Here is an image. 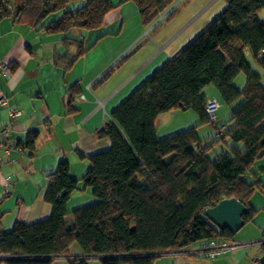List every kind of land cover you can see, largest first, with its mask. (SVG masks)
<instances>
[{"label": "trees", "instance_id": "obj_1", "mask_svg": "<svg viewBox=\"0 0 264 264\" xmlns=\"http://www.w3.org/2000/svg\"><path fill=\"white\" fill-rule=\"evenodd\" d=\"M74 1L80 3L79 8L67 10ZM177 1L0 0V20L28 19L46 34L62 36L66 52L57 59L63 71H69L85 53L84 33L102 28L113 10L130 4L143 26L156 29L173 18L176 6H172ZM262 10L264 0H228L201 33L124 98L97 133L109 147L87 158L81 179L71 177L65 159L46 175L43 201L50 206L49 215L32 224L16 222L11 231L0 235V264H53L57 260L153 264L173 250L240 242L235 240L237 234L212 224L205 211L221 200L235 198L248 208L243 217L247 224L259 211L249 205V199L256 192L264 195V182L245 179L253 174L255 163L264 159V22L258 17ZM61 11L58 19L55 16L40 26ZM248 58L262 73L252 69ZM121 62L111 66L99 82ZM7 68L13 70L12 64ZM241 73L245 83L238 89L234 80ZM210 85L230 112L227 128L214 125L212 141L203 145L196 128L218 120L219 103L202 94ZM75 90H68L69 98ZM211 101L217 103L213 120L205 111ZM176 110H192L199 124L158 138V117ZM37 135L29 131L16 142L10 133L7 138L0 136V165L10 160L13 149L32 155ZM219 144L225 149L214 151ZM7 145L11 146L8 157ZM80 189L94 200L68 213L67 203ZM258 241L262 243L247 248L256 247L262 256L264 236Z\"/></svg>", "mask_w": 264, "mask_h": 264}, {"label": "crops", "instance_id": "obj_2", "mask_svg": "<svg viewBox=\"0 0 264 264\" xmlns=\"http://www.w3.org/2000/svg\"><path fill=\"white\" fill-rule=\"evenodd\" d=\"M176 25L159 32L150 27L151 36L135 8L125 4L105 17L102 28L84 33V55L69 71H63L57 59L66 52L62 36L46 34L28 19L0 20V64H12L13 68L7 77L0 67V94L6 99V106L0 104V129L10 127V137L15 142L29 131L38 133L32 155L13 149L10 160L0 165V235L11 231L16 222L32 224L49 215L50 206L43 201L46 175L54 172L62 159L68 161L71 177L78 180L87 171V158L109 147L97 133L111 111L149 76L148 67L156 66V59L173 47L187 29H175ZM205 28L198 29L195 36ZM76 35L74 32L72 36ZM181 48L170 52V58ZM142 51L147 57L142 65L133 68L132 59ZM120 60L110 76L99 82ZM142 73L145 77H140ZM71 87L76 90L69 98ZM11 110L19 111L20 116L11 120ZM166 114L156 121L157 136L158 120ZM260 171L264 175V164ZM93 200L85 190L75 191L67 203L68 213ZM249 205L259 211L238 231L235 240L240 242H256L264 236V195L254 193ZM260 257L258 249L251 247L212 258L162 255L153 264H259ZM63 261L55 264H66Z\"/></svg>", "mask_w": 264, "mask_h": 264}, {"label": "rangeland", "instance_id": "obj_3", "mask_svg": "<svg viewBox=\"0 0 264 264\" xmlns=\"http://www.w3.org/2000/svg\"><path fill=\"white\" fill-rule=\"evenodd\" d=\"M227 1L228 0H189L188 2H184L182 0H178L172 6V8L176 6V14L169 21L167 22L162 21L160 23V26L156 29V31L159 32V31H163L164 29L168 31L171 26H174V24H177L175 29H177V27L178 28L183 27L184 30L186 28L187 29L180 36V38L173 45V47H171L168 51H166V53H164L162 57L156 59L154 63L159 62L156 66L152 65L148 67L149 75L165 59L170 58L171 56V55L169 56L170 52L173 53L174 49L183 47V45L188 44L190 41L194 39L198 29H200L201 27L203 28L207 27L213 21L214 17L217 16L220 12H222L226 8ZM79 6H80V3H78V1H74V2L69 3V5H67V10H70V11L76 10L77 8H79ZM62 13L63 12L61 11L57 14H52L48 16L41 25L50 22L52 19H55L54 18L55 16H56V19H58V17H60ZM258 17L264 22V10L258 13ZM149 28L150 27H147L148 30ZM149 33H151V36H152L151 29L149 30ZM145 50L149 51V49H145ZM146 57L147 56L144 54L143 51L139 55L135 56L131 61L133 64V68L142 65ZM248 62L254 71H258L259 73H262L259 67L256 66L255 62L252 59L248 58ZM145 75H146L145 73H142L140 77L141 76L145 77ZM140 77H138V79H143V77L142 78ZM244 83H245V77H244V74L241 73L234 80V85L238 89H242ZM202 94H206L210 98L214 97L217 103H219L218 111L216 114L218 120H216V123L213 125L210 123H206L196 128L195 126L199 124V119L192 110H184V111L176 110V111L166 114V116H161L160 120H158V123H157L158 138H163L164 135H172L179 131H183L188 128L195 127L197 129V134L199 138L202 139L203 145H204L212 141L214 125L216 129L225 130L227 128L226 120L230 112V110L228 109V106L225 105L223 102H221L216 90L213 88L212 85L205 87L202 91ZM233 105L236 106V103ZM220 149H225V146L223 144H219V147H215L214 151L219 152ZM262 164H264L262 160H258L255 163V165L252 167L253 174H248L245 176V179L248 182H252L255 179L261 180L262 182H264V175H262L260 171V166ZM254 175H256V178L254 177ZM245 230L246 228L243 229V231L241 232H244ZM170 253H172V255L174 253L176 254L175 250L170 251ZM162 255H166V253ZM181 256H186V254L184 253ZM59 261L62 262V260H58V261H54L53 264L59 263ZM89 264H100V262L92 261V262H89Z\"/></svg>", "mask_w": 264, "mask_h": 264}, {"label": "built area", "instance_id": "obj_4", "mask_svg": "<svg viewBox=\"0 0 264 264\" xmlns=\"http://www.w3.org/2000/svg\"><path fill=\"white\" fill-rule=\"evenodd\" d=\"M1 69L4 71L5 75L8 77L9 76V70L7 68L6 65L4 64H0ZM0 104L3 106H6V99L4 98V96L2 94H0ZM217 109V103L215 101H211L208 102L205 106V111L207 113V115L209 116V118L211 120H213L215 118V111ZM10 116H11V120L16 119L17 117L20 116V112L19 111H15V110H11L10 111ZM11 132L10 127H3L0 131V136H3L4 138H7L9 133ZM11 146L7 145L6 147H4V151H5V155L8 157L9 156V152H10ZM262 242L260 241H251V242H235V243H214L211 242L210 244L207 245H203V246H193L190 248H187L183 251H175L176 252V256L177 255H182V254H186V256H191V257H197V258H212L214 256H217L219 254L228 252V251H232V250H236V249H243V248H247L256 244H261ZM170 253V252H168ZM172 254V253H170ZM173 254V255H174Z\"/></svg>", "mask_w": 264, "mask_h": 264}, {"label": "water", "instance_id": "obj_5", "mask_svg": "<svg viewBox=\"0 0 264 264\" xmlns=\"http://www.w3.org/2000/svg\"><path fill=\"white\" fill-rule=\"evenodd\" d=\"M248 208L235 198L221 200L214 207L205 211V216L218 229H228L236 234L244 225V215ZM259 264H264V255L259 258Z\"/></svg>", "mask_w": 264, "mask_h": 264}]
</instances>
